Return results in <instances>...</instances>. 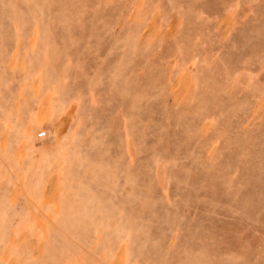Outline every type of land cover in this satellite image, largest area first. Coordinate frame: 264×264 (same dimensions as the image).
Returning a JSON list of instances; mask_svg holds the SVG:
<instances>
[{
	"label": "rangeland",
	"instance_id": "1",
	"mask_svg": "<svg viewBox=\"0 0 264 264\" xmlns=\"http://www.w3.org/2000/svg\"><path fill=\"white\" fill-rule=\"evenodd\" d=\"M0 264H264V0H0Z\"/></svg>",
	"mask_w": 264,
	"mask_h": 264
},
{
	"label": "built area",
	"instance_id": "2",
	"mask_svg": "<svg viewBox=\"0 0 264 264\" xmlns=\"http://www.w3.org/2000/svg\"><path fill=\"white\" fill-rule=\"evenodd\" d=\"M46 135V132L45 131H43L41 134H40V136H45Z\"/></svg>",
	"mask_w": 264,
	"mask_h": 264
}]
</instances>
